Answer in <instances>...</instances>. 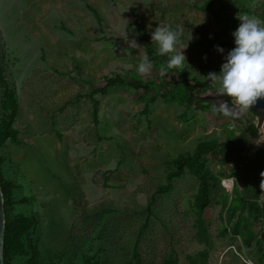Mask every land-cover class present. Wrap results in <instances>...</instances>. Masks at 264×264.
Returning <instances> with one entry per match:
<instances>
[{"label":"rangeland","instance_id":"obj_1","mask_svg":"<svg viewBox=\"0 0 264 264\" xmlns=\"http://www.w3.org/2000/svg\"><path fill=\"white\" fill-rule=\"evenodd\" d=\"M206 1L0 0V115L22 140H4L2 172L16 185L11 212L36 220L25 241L43 264L264 263V217L257 222L241 206L232 209L234 188L242 186L234 165L207 162L219 181L204 209L196 174L188 167L170 174L180 155L241 125L162 96L163 79L177 74L136 70L146 44L156 45L151 33L159 24L183 26V69L211 85L201 94L211 100L215 86L205 76L218 74L235 47L238 15L264 21V0ZM223 42L221 53L216 44ZM112 73L152 90L97 94L95 123L90 93Z\"/></svg>","mask_w":264,"mask_h":264},{"label":"trees","instance_id":"obj_2","mask_svg":"<svg viewBox=\"0 0 264 264\" xmlns=\"http://www.w3.org/2000/svg\"><path fill=\"white\" fill-rule=\"evenodd\" d=\"M216 0H207L205 6H211ZM96 12V11H95ZM216 46L223 48L227 46L226 42L218 43ZM147 58L153 62L155 69L160 70L162 64L166 65L169 56H157V45L146 44ZM169 76L171 73L177 76L166 77L161 82V87L164 90L162 96L169 100H177L187 106V109L198 108L207 109L209 111L212 107V101L207 96L201 94L211 88L204 79L197 77H190L188 69H169L166 72ZM5 79L3 76V68L0 66V94L2 88L5 87ZM130 86L136 90H144V92H151V85L141 80H129L126 75L121 73H112L104 76V83L90 93V98L93 102V117L94 122L99 121L98 114L99 99L97 94H105L111 88ZM1 97V95H0ZM10 99H15V95H9ZM225 101L231 104V99L224 96ZM6 102L0 98L1 106ZM15 103V102H14ZM7 104L8 101H7ZM257 112L250 109L240 117H222L229 120H236L241 125V129L237 134L231 135L225 140L205 141L198 145L194 153L187 152L180 155L176 160L178 169L170 174H181L185 167H188L200 179V186L196 195V203L200 209L207 207L210 201V190L213 186V181L218 182L219 176L216 175L207 167V162L212 159L220 165L230 164L237 169L235 177L238 176V181L242 182V186H235L234 192L237 198L233 199L232 209H241L247 211L254 221H259L264 217V201L260 199V173L264 172V145L258 143L260 131L256 125ZM7 136H10L12 143L20 144L22 140L18 136V130L13 128L10 123L4 121L0 115V147ZM5 158L0 153V179L5 198L6 211V229H5V243H4V264H12V259L16 257H26L23 264H43L39 257V251L34 247L31 240L25 241L29 236V231L35 225L34 218L25 216L23 213L11 212L12 206L16 204L13 199V192L16 185L8 181L2 172L3 162ZM237 178V177H236ZM215 183V184H216ZM240 193V195H239ZM27 203V199H22ZM29 202V201H28ZM64 252H59L55 257L61 258L65 255ZM264 264V263H262Z\"/></svg>","mask_w":264,"mask_h":264},{"label":"clouds","instance_id":"obj_3","mask_svg":"<svg viewBox=\"0 0 264 264\" xmlns=\"http://www.w3.org/2000/svg\"><path fill=\"white\" fill-rule=\"evenodd\" d=\"M240 25L232 33L235 47L230 50L220 72H209L206 80L215 86V92L210 96H227V101L212 102L213 113L224 117H237L247 112L259 99H264V21L247 14L238 15ZM183 26L173 28L171 25L159 24L151 33V41L157 45V56H169L166 65L160 66V71L166 73L169 69H183L187 62L184 50L187 46L181 44ZM192 39V37L190 38ZM137 45V44H136ZM139 45H137L138 47ZM216 50H224L216 46ZM154 65L147 56H142L137 72L140 75L151 73ZM260 199L264 201V172L260 173Z\"/></svg>","mask_w":264,"mask_h":264},{"label":"water","instance_id":"obj_4","mask_svg":"<svg viewBox=\"0 0 264 264\" xmlns=\"http://www.w3.org/2000/svg\"><path fill=\"white\" fill-rule=\"evenodd\" d=\"M212 102L215 100L225 101L224 96L211 97ZM231 106V104H229ZM257 114V128L260 135L264 138V99H259L254 106L251 107ZM240 115V114H239ZM238 115V116H239ZM5 229H6V211H5V198L2 183L0 179V264H4V243H5Z\"/></svg>","mask_w":264,"mask_h":264}]
</instances>
